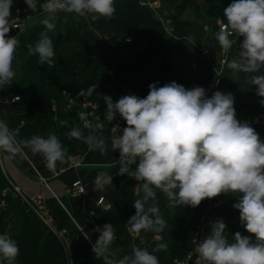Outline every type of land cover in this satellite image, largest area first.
I'll return each mask as SVG.
<instances>
[{
    "label": "clouds",
    "instance_id": "clouds-1",
    "mask_svg": "<svg viewBox=\"0 0 264 264\" xmlns=\"http://www.w3.org/2000/svg\"><path fill=\"white\" fill-rule=\"evenodd\" d=\"M24 2L32 13L37 11L36 0ZM12 7L13 0H0V90L10 86L17 76L14 62L19 41L8 35L15 27L10 22ZM40 9L46 14L42 24L49 31L56 27L60 13L96 21L111 19L116 11L115 0H44ZM223 18L226 24L215 34L220 46L230 50L231 37H242L236 70L259 73L264 68V0H232L223 9ZM29 54L38 56L41 65L54 66L56 53L47 36L30 47ZM250 79L264 106V75H251ZM158 85L151 83L144 98L127 94L114 101L110 95L101 96L106 108L104 119L111 123L119 117L126 124L119 135L111 137L112 151L119 152L117 174L136 180L142 191V196L132 202L136 213L128 222L131 233L143 245L142 233H162L167 227L158 192L176 208H194L205 199L232 195L238 200L233 207L239 211L240 223L248 235L236 232L229 240L225 235L227 226L220 219L212 223L209 235L195 243L193 253L199 264H264V140L248 122L237 119L231 93L217 90L209 97L201 86L185 88L175 81ZM97 87L93 84L80 89L77 95L91 96ZM20 99L17 95L7 102ZM78 117L82 128L73 126L65 135L86 144L89 151L108 155L104 137L84 134L83 130L93 129L88 114L81 111ZM60 123L68 125L66 120ZM19 136V128H10L0 119V152L8 154L9 159L24 160L30 152L41 155L50 170L71 159L55 134ZM95 185L99 186V180ZM94 231L99 236L92 252L104 264H160L154 253L168 247L161 242L150 252L147 247L133 245L131 255L115 260L109 255L116 239L113 225L106 223ZM80 232L85 240L90 239L88 232ZM19 253L17 243L7 234H0V264H13Z\"/></svg>",
    "mask_w": 264,
    "mask_h": 264
},
{
    "label": "crops",
    "instance_id": "crops-1",
    "mask_svg": "<svg viewBox=\"0 0 264 264\" xmlns=\"http://www.w3.org/2000/svg\"><path fill=\"white\" fill-rule=\"evenodd\" d=\"M156 1L160 2V0ZM195 32L199 33L195 38L198 43L196 47L206 49L212 54L211 59L218 61H214V64L219 63L221 58L218 52L219 45H216L215 41L214 44L209 42V39L214 37L212 29L201 26V30ZM23 34H18L17 38ZM190 43L193 44L191 41ZM236 57L237 55L231 57L228 66L223 69L222 83L211 91L209 97L217 90L224 93H236L237 87L232 85L240 79H246L244 74L242 76L240 71L236 70ZM92 63L91 60L89 65ZM245 75L247 76L246 73ZM65 91L71 93L75 99L82 98H77L68 89H62L59 96L56 93L51 95L49 115L36 118L31 114L24 115L23 113L29 99L28 94L22 93L23 88L5 87L0 90V118L5 120L10 128H19L20 133L31 124L36 127L33 135L47 137L49 134H55L58 137L62 126L60 122L63 111L76 110L66 106ZM17 95L21 97L19 101L7 102ZM239 104V101L234 100L236 114L240 111L237 109ZM22 113L23 116H21ZM106 121L103 119V126L92 121L93 129L83 130L85 135L95 134L106 139L108 144V155L106 156H102L99 151H89L86 144L74 138H69L62 143L68 149L71 159L64 164L57 163L55 169L51 170L41 155H32L28 152L27 157L20 160L19 158L9 159L8 154L0 152V200L4 199L3 191H6L5 200L7 201L5 209L0 206L2 212L0 234H7L12 238L14 235L11 229L12 224L17 220L18 213L23 210L30 220L32 229L40 237L39 253L45 254L43 244L50 239L54 246L58 245L61 249L62 258H55L56 264H82L76 255L81 258L82 256L96 258L97 264H104L103 259L97 258L92 252L90 244L84 239L75 223L89 233L90 240L94 243L99 236V232L94 229L97 227L102 229L106 223L112 224L116 239L110 246L109 255L115 260L124 255H131L133 245L147 247L151 252L156 244L165 243L160 233L148 232L142 233L145 243L141 245L139 239L134 238L131 233L128 222L136 213L132 202L142 196V191L137 192L136 180L127 174L123 176L117 174L119 165L116 161L119 160V152L112 151L111 137L119 135L122 130L111 131ZM73 124L82 128L80 120L74 121ZM254 128L264 140V124ZM97 180H99V186L95 185ZM76 181L81 182L85 189L84 194H77L72 187ZM39 195L44 198V207L51 216L55 229L46 225L30 207L23 203V197L33 198ZM100 198H104L102 204L98 203ZM161 200L164 208L173 209L163 195H161ZM237 202V198L232 195H224L212 201L204 216L195 222L191 229L193 238L190 247L194 248L193 239L202 223L213 217L223 219L226 225L236 224L242 227L237 209L233 207V204ZM187 264H199L198 257L193 253Z\"/></svg>",
    "mask_w": 264,
    "mask_h": 264
},
{
    "label": "trees",
    "instance_id": "trees-1",
    "mask_svg": "<svg viewBox=\"0 0 264 264\" xmlns=\"http://www.w3.org/2000/svg\"><path fill=\"white\" fill-rule=\"evenodd\" d=\"M193 1L184 0V8ZM209 2L221 4L225 8L232 0H209ZM115 8L116 11L111 19L101 18L92 21L89 17V20L99 31L113 35L117 39L135 35L136 40L131 43H133L134 47L139 48L137 49L136 58L114 56L112 53L93 55L94 44L86 35V31L81 30L79 26H74L73 30H69V35H64L57 27L49 31L43 25L33 30L26 37H23V35L19 38L16 37L19 41L14 62L17 76L9 87H22V93L29 95L27 107L23 109L24 115L31 114L36 118L40 116L46 117L50 112L52 94L56 93L59 96L62 89H68L77 98H80L82 96L77 95L79 90L87 89L93 84H97L98 87L96 92L90 97H93L91 99L98 103L102 118L106 108L101 96L110 95L115 101L119 95L118 87L120 83L130 84L128 94L144 97V91L141 90V87L144 86V80L147 77L145 61L172 47L175 43L168 38L162 22L156 19L148 7L141 4V0H115ZM221 12H223V9ZM44 36L49 37L53 42L56 53L53 60L54 66L41 65L38 62V56L29 54L30 47L34 48L35 44ZM76 36V41H72ZM80 41H85L86 43ZM188 54L198 56L195 61L197 72L201 73L204 68L211 69L210 61L200 55V49ZM173 56L175 57V55ZM193 58L195 57L193 56ZM91 60L93 63L89 65ZM160 67L162 66L160 65ZM128 72L130 79L139 76L141 79L139 83L132 85L129 78L126 77ZM261 73L262 69L259 73L246 74L250 78L251 75H261ZM194 74L196 76V73ZM232 86L235 87L234 85ZM253 90L255 96H257V86ZM260 99L262 98L257 96L256 102L258 106ZM252 103L256 104L254 101ZM243 108H246V104ZM75 111L64 110L62 113L61 121H68V125L61 126L58 136L61 143L69 139L65 134L74 126L73 122L79 120L78 114H76L78 112ZM23 113L21 116H23ZM106 123L109 122L106 121ZM112 123H109V125ZM35 128V125L31 124L26 126L20 133L19 139L31 137L35 132ZM157 195L161 214L167 221V227L160 234L168 247L154 254L158 256L160 264H174V259L182 258L186 254L187 248L191 246L193 238L191 229L195 222L204 216L212 201L224 195L214 199H205L198 207L181 206L173 207L172 210L164 208L161 194L158 192ZM237 212L239 214L238 210ZM1 216L2 212L0 210V219ZM232 225L235 227H233V234L240 232L242 235H248L243 227L236 224ZM11 229L14 232L11 239L17 243L20 249V253L13 264H56L55 258L61 257V249L58 245L54 246L51 239L43 244L45 254L41 255L39 253L40 237L32 229L30 220L23 210L18 213L17 220L12 224ZM76 258L81 260L82 264L98 263L96 258H88L86 256L81 258L77 257V255Z\"/></svg>",
    "mask_w": 264,
    "mask_h": 264
},
{
    "label": "rangeland",
    "instance_id": "rangeland-1",
    "mask_svg": "<svg viewBox=\"0 0 264 264\" xmlns=\"http://www.w3.org/2000/svg\"><path fill=\"white\" fill-rule=\"evenodd\" d=\"M147 1L153 2L154 0ZM43 2L44 0H36L37 11L35 13H32L30 9H28L24 0H13L12 16L10 20L18 16L19 13H23V10L27 11V14L24 15V19L26 20V29L24 30L23 37H26L36 28L43 26L42 20L45 18L46 15L40 9V5ZM142 2L143 0H141V4ZM159 3L160 7L156 10L151 9L146 5H142L148 7L153 12V15L156 17V19L162 22V25L166 31L168 38H170L175 44L172 47L163 50V52L153 56L148 61H145V72H147V77L144 80V86L141 87V90L144 91V97H146V95L148 94L149 85L154 82H159L158 86H163L165 83L175 81L183 85L185 88L201 86L207 89L212 80L215 69L218 67L220 68V64H214V61H217L215 59H208L207 56L213 57L210 52L209 55H205L203 53L204 49L196 47V44L198 43H196L195 38L196 36H198L199 33L195 31H200L201 26L209 27L210 29H212V33L214 35L213 39H209V42H213L214 44L215 41L216 45H219L215 34L218 32V25L220 23L226 24V20L223 18V12H221L222 9H224L223 5L218 3H210L209 0H194L185 8L184 0H160ZM74 26H79L81 30L86 31V35L94 44L93 55L112 53V55L114 56L136 58L137 49L139 48L134 47L133 43H125L124 41L125 38L130 37L134 42L136 40L135 35H128L117 39L113 35H109L99 31L96 26L92 25L91 21L89 20V17L77 18L74 14H58L56 27L61 31V33H63L64 35H69V30H73ZM105 37H107L108 40L114 44L113 47L107 46V44L103 41V38ZM76 39L77 36L73 38L72 41H76ZM190 41L193 44H191ZM80 42L86 43L85 41ZM239 43L240 41L237 42L236 45L231 48L229 54L230 58L226 66H228L231 57H235L236 55H238ZM196 49H200V55L211 61L210 70L208 68H204L201 73L197 72V68L195 67V61L196 59H198V56L188 54L195 51ZM218 52L219 55H221L220 47H218ZM173 55H175V57ZM193 56L195 58H193ZM160 65L162 67H160ZM194 73H196V76ZM240 74L242 76L244 74L246 79H240L235 84H233L235 87H237V92L233 93L232 95L234 96V100L239 101L240 103L239 107H237V109H240V111L236 114V117L238 120H244L264 113V106H261L260 103L258 106V103L256 102L257 96H255V92L253 90L255 85H252L251 79L246 76L243 71H240ZM261 75H264V68H262ZM126 77L129 78L132 85L139 83V81L141 80L139 76L135 77L134 79H130L129 72L126 73ZM129 88L130 84H125L124 82L120 83L118 87L119 95L116 100H118L121 95H127L129 93ZM86 97L89 99L93 98L90 96ZM253 101L256 104H253ZM96 104L98 105V103ZM245 104L246 108H243ZM226 226L227 227L225 235L228 237L229 240H231L234 225L227 224ZM190 249L192 248L190 247ZM188 251H186V253ZM185 255L182 258H184ZM182 258H177L175 260ZM4 264H6V262H4Z\"/></svg>",
    "mask_w": 264,
    "mask_h": 264
},
{
    "label": "built area",
    "instance_id": "built-area-1",
    "mask_svg": "<svg viewBox=\"0 0 264 264\" xmlns=\"http://www.w3.org/2000/svg\"><path fill=\"white\" fill-rule=\"evenodd\" d=\"M142 4L148 6L149 8H151L153 10H156L160 7V3L158 1H155V0L153 2L143 0ZM22 12L23 13H19L18 16H16L14 19L10 20V22L13 25H15V27H13V28L19 30V34L24 33V30L26 29V20L24 19V15L27 14V11L23 10ZM224 25H225L224 23H220L218 25V31H220V29ZM231 39H233V46H235L237 42L242 40V37H239V38L231 37ZM103 41L107 44L108 47L114 46V44L111 41H109L107 37L103 38ZM124 41H125V43H131L132 39L130 37H127V38H125ZM219 47H220V53H221V55H220L221 58L219 61L220 68L218 67L215 69L212 80L206 89L207 95H209L213 89L217 88L222 83L223 69L226 67V65L229 61V58H230L229 54H230L231 49L225 50L224 48H222L220 46V44H219ZM203 53L205 55H209V52L206 49L203 50ZM207 57H208V59H211L210 56H207ZM64 95L66 97L65 98L66 99V106L69 109H76L78 112H81V111L86 112L88 114L89 121H91V122L94 121L97 125L103 126L102 125L103 124L102 113L100 112V109L95 102H93L91 99H89L87 97L75 99L74 96L67 91L64 92ZM121 96H123V95H121ZM240 121H242V122L246 121L252 127H255L257 125H262V124H264V113H261L259 115L254 116V117L247 118V119L240 120ZM81 124H83V122H81ZM125 126H126L125 121L123 119L117 117V119L110 126L111 127L110 129H111V131L115 132V131L122 130V128ZM72 187L75 189L77 194H84L85 193V189L82 186L80 181H76L75 183H73ZM138 191H139V189L137 188V192ZM5 192L3 191L4 199L1 201V205H0L2 209H5L7 207V201L5 200V197H6ZM43 200H44V198L42 195H39V196L33 197V198L23 197V203L26 204V206L30 207L42 219V221L46 225H48L52 229H55V227L53 225V220H52L51 216L47 213V211L44 207ZM103 202H104V198H100L98 200L99 204H102ZM217 221H219V219L216 217L215 218L213 217V218L207 220L206 222L202 223V225L199 227V230L197 231V233L195 235L194 245L197 241L203 240L207 235L210 234L212 223H215ZM75 225L80 232V230L82 228L79 225H77L76 223H75ZM87 241L92 248L95 243L93 241H91L90 239ZM192 255H193V249H190L186 253L184 258L175 260V264H187L188 261L191 260Z\"/></svg>",
    "mask_w": 264,
    "mask_h": 264
},
{
    "label": "water",
    "instance_id": "water-1",
    "mask_svg": "<svg viewBox=\"0 0 264 264\" xmlns=\"http://www.w3.org/2000/svg\"><path fill=\"white\" fill-rule=\"evenodd\" d=\"M19 34V30L18 29H15V28H12L10 33L8 34L10 37H17Z\"/></svg>",
    "mask_w": 264,
    "mask_h": 264
}]
</instances>
